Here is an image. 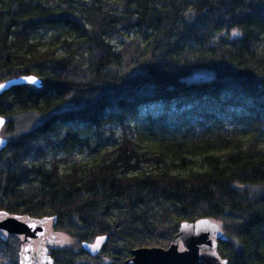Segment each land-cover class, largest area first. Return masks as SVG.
<instances>
[{"label": "trees", "instance_id": "1", "mask_svg": "<svg viewBox=\"0 0 264 264\" xmlns=\"http://www.w3.org/2000/svg\"><path fill=\"white\" fill-rule=\"evenodd\" d=\"M24 76L0 92V216L68 237L52 264L200 220L226 264H264V0H0V86Z\"/></svg>", "mask_w": 264, "mask_h": 264}, {"label": "water", "instance_id": "2", "mask_svg": "<svg viewBox=\"0 0 264 264\" xmlns=\"http://www.w3.org/2000/svg\"><path fill=\"white\" fill-rule=\"evenodd\" d=\"M32 85L40 88V80L33 76H24L6 81L0 86V92L15 85ZM6 120L0 116V131ZM7 146V140L0 137V152ZM0 233L10 236H21V246L29 241L42 239L44 225L36 222H25L16 216L0 219ZM224 240L222 232L214 223L200 220L188 225L181 223L179 232L174 236L167 249L138 248L131 251V257L125 264H226L216 253L217 241ZM106 243L105 236H99L92 243H82L81 248L89 257H96L100 248ZM26 248V247H25ZM25 254V251H22ZM27 257V255H25Z\"/></svg>", "mask_w": 264, "mask_h": 264}, {"label": "rangeland", "instance_id": "3", "mask_svg": "<svg viewBox=\"0 0 264 264\" xmlns=\"http://www.w3.org/2000/svg\"><path fill=\"white\" fill-rule=\"evenodd\" d=\"M209 77H211L210 74H207L205 72H198L191 76L189 80L199 81L201 79ZM148 111L154 112V107H150L148 110L145 109L143 112L145 113ZM0 137L8 140V136L4 133V127L0 131ZM3 216L4 215L0 216V219L3 218ZM51 235H54L55 237L52 238ZM46 237L50 239V241L56 242L54 245L66 248H71L73 246V242L68 237L59 234H53V232H51L50 230L48 231ZM16 241L17 240L14 237L10 236H5L3 240H0V264H18L20 247L18 246L19 242Z\"/></svg>", "mask_w": 264, "mask_h": 264}, {"label": "flooded vegetation", "instance_id": "4", "mask_svg": "<svg viewBox=\"0 0 264 264\" xmlns=\"http://www.w3.org/2000/svg\"><path fill=\"white\" fill-rule=\"evenodd\" d=\"M42 225H44L45 227V234L43 238L40 240L39 239L31 240L28 242L26 246H21L18 264H52V261L48 256L49 255L48 248L54 245L56 242L50 241V239L46 237V235L48 234V231L51 229L50 223L48 222ZM50 231L52 232V230ZM0 236L5 237V236H10V235H5L3 233H0ZM51 236L52 238L55 237L54 235H51ZM10 237H14L18 242L22 241L21 236H10ZM23 250L25 251V254H22L21 251ZM25 255H27V257Z\"/></svg>", "mask_w": 264, "mask_h": 264}]
</instances>
